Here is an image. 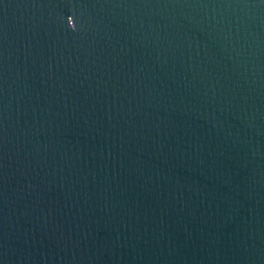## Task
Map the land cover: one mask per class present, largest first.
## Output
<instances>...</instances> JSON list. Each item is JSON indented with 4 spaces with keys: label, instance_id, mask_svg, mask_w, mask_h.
<instances>
[{
    "label": "water",
    "instance_id": "1",
    "mask_svg": "<svg viewBox=\"0 0 264 264\" xmlns=\"http://www.w3.org/2000/svg\"><path fill=\"white\" fill-rule=\"evenodd\" d=\"M0 264H264V0H0Z\"/></svg>",
    "mask_w": 264,
    "mask_h": 264
}]
</instances>
